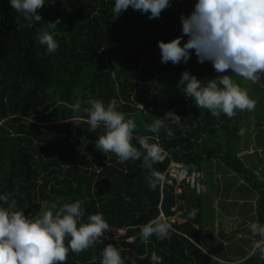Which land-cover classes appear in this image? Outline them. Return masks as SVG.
<instances>
[{"label":"trees","instance_id":"1","mask_svg":"<svg viewBox=\"0 0 264 264\" xmlns=\"http://www.w3.org/2000/svg\"><path fill=\"white\" fill-rule=\"evenodd\" d=\"M114 4L115 0H49L39 9L44 20L30 26L9 0H0V194L9 196L15 210L32 217L75 201L82 202L83 222L90 214L104 216L110 231L91 248L79 254L70 251L66 264H101V253L109 244L121 250L125 264H204L203 192L183 186L182 193L175 194L173 186L161 183L156 190L149 188L150 171L143 159L120 163L115 154L95 147L102 129L92 132L84 122L87 110L94 101L107 105L116 99L118 110L136 122V133L143 136H154L148 125L165 113L181 115L183 128L172 125L174 137L161 131L150 141L162 149L154 170L162 175L175 162L210 173L214 161L223 173L246 182L256 201L242 204V219L220 217L218 227L227 232L250 220L264 223V182L235 148L244 138L262 163L258 152L264 154V135L252 138L244 128L243 112L249 116L250 111L218 119L185 96L178 84L182 73L214 78L210 62L199 63L193 51L187 63H161L158 41L182 35L180 16L191 12L195 0H173L158 19L131 8L116 17ZM56 20L60 23L54 34L60 47L50 55L39 35ZM228 75L243 88L242 78ZM258 89V83L253 85L251 97L257 105L255 117L262 119L264 96H258ZM77 101L80 108L73 111ZM255 123L264 126V120ZM249 163L257 169L252 160ZM45 202L47 209L42 207ZM176 204L184 221L170 223L169 239L153 236L144 243L141 227L160 213L173 215ZM193 209L195 217L190 216ZM119 228L125 232L114 236L112 230ZM153 253L159 261L151 260ZM220 255L221 264H230L223 250ZM236 255L239 264H264L258 254L237 250Z\"/></svg>","mask_w":264,"mask_h":264},{"label":"clouds","instance_id":"2","mask_svg":"<svg viewBox=\"0 0 264 264\" xmlns=\"http://www.w3.org/2000/svg\"><path fill=\"white\" fill-rule=\"evenodd\" d=\"M47 3L49 0H9L10 6L21 13L30 26L44 20L39 9ZM172 3L173 0H115L113 11L118 17L131 8L149 19H158ZM180 20L182 35L158 41L161 63H187L194 51L198 62H210L216 73L214 78L205 80L184 71L178 84L185 96L191 98L196 107L208 110L218 119L222 114L233 118L238 111H254L255 100L228 73L252 83L264 75V0H195L191 12L181 14ZM59 23V20L51 21L50 30L39 35V43L46 46L50 55L60 47L54 34ZM118 107L117 100L112 99L107 105L94 101L88 108L84 122L92 132L102 129L95 147L104 154H115L120 163L143 159L144 167L150 171L148 186L156 190L165 180L154 170L161 161L162 149L150 141L161 131L174 137L172 125L182 129V116L174 111L165 113L148 125V131L154 136H143L137 135L136 122L126 118ZM79 108L77 101L73 111ZM69 120L81 124L79 120ZM239 135H244V129ZM42 207L47 209V203ZM196 212L193 209L190 216L195 217ZM84 216L82 202L75 201L32 217L25 211L15 210L14 202L9 203V196L0 194V264H66L70 251L79 254L100 242L110 231L102 214H90L86 222H83ZM172 231L168 220L157 217L141 227L140 237L144 243L153 236L165 240L170 238ZM250 231L258 237L253 254L264 260V223H252ZM101 264H125V259L120 249L109 244L101 253Z\"/></svg>","mask_w":264,"mask_h":264},{"label":"crops","instance_id":"3","mask_svg":"<svg viewBox=\"0 0 264 264\" xmlns=\"http://www.w3.org/2000/svg\"><path fill=\"white\" fill-rule=\"evenodd\" d=\"M235 148L237 150L238 156L241 153L245 156H249L247 157L249 162L250 160L253 161V158H255L256 163L254 161L253 163L256 165L257 163H260V160L253 154L254 149L251 144L246 145L245 143H239ZM259 156L262 157V163H264V154H259ZM210 166V179H208L207 182L203 181L200 222V228L202 230L203 236L201 249H204V246H206V252H208V248L210 247L212 252L215 251L213 253L214 255H220L221 250L228 254V249L231 248V245L237 239V236H232L236 233H241L242 228L236 229V231L233 233L232 231L227 232L223 229H219L218 221L221 216L228 219H242V204L247 202H255L256 196L252 195V188L240 178L235 177L233 173H223V171H221V169H219L215 163L213 166ZM236 182L237 184H235ZM239 182L243 183V185H239ZM233 200H236L239 203L230 204ZM244 211L245 208L243 209V212ZM211 239H214V241ZM241 239L242 238H240V240Z\"/></svg>","mask_w":264,"mask_h":264},{"label":"rangeland","instance_id":"4","mask_svg":"<svg viewBox=\"0 0 264 264\" xmlns=\"http://www.w3.org/2000/svg\"><path fill=\"white\" fill-rule=\"evenodd\" d=\"M257 83L259 84V89L256 90V93L258 94L259 97L262 98L264 96V79H262V80L259 79L255 83H252L250 81L243 80V88L248 91V93H249V95L251 97L252 87H253V85H255ZM256 98H257V96H256ZM252 99L254 100V98H252ZM248 115L249 116H247V114H245L243 112V116H245L244 118L246 120L245 121L244 128L249 133V136L252 137V138H254V136L257 135V134H263L264 135V126H260L259 127L255 123L256 121L261 122L262 120H264V115H263V118L262 119L260 117L258 119L257 117H255V115H256L255 110L254 111H250V113ZM240 143H245V139L242 138L241 141H240ZM254 144H257V142L255 141ZM251 145L253 146V144H251ZM259 154L262 155V152H259ZM242 155L243 154H241V153L239 154L240 158L242 160H244V162L246 163V165H248L251 169H253V171L256 173L257 177L264 182V176L262 175L263 168H264V163H261V162L260 163H257V166L258 167L256 169L247 160V157H249V156H245V155L242 156ZM253 161L256 163V159L255 158H253ZM213 164H214V161H212L211 165L213 166ZM208 174H209V172L206 170V168H203V181H206L207 182V180L209 178L208 177ZM235 184H237V182ZM239 185H243V183L239 182ZM233 203L237 204L239 202L236 201V200H233V201H231L230 204H233ZM252 223H254V221L253 220H250L247 225H245L244 227H242L241 233H236L235 235L232 236V237H234V236L236 237L237 236V239L231 245V248L228 249V254H226V256L228 257L227 260H228V262L230 264H239V263H237L238 262L237 260L240 257L237 256V255L235 256L237 250H245L249 254H252L253 253L254 242L256 241V238H255V236L250 231V225ZM225 231H226V228H225ZM240 238H242V239L240 240ZM132 239H133V237H129L127 240H132ZM211 240L214 241V239H211ZM226 241H228V240H226ZM203 244H204V242H203ZM206 248L207 247L204 246L205 252L207 251ZM214 252L215 251H213V252L211 251V248L210 247L208 248V252H206L207 258L205 259L204 264H221L222 263L223 260L221 259L220 255H218V254L217 255H214L213 254Z\"/></svg>","mask_w":264,"mask_h":264},{"label":"built area","instance_id":"5","mask_svg":"<svg viewBox=\"0 0 264 264\" xmlns=\"http://www.w3.org/2000/svg\"><path fill=\"white\" fill-rule=\"evenodd\" d=\"M162 175L165 177V180L161 183V185L167 184L173 186L176 194H180L182 192L183 186H187L190 189L195 190L197 193L201 192L202 184V173L197 169H189L187 167H172L165 170ZM174 212L173 215L167 217L163 213H160L159 217H162L168 220L169 223L175 222H183L184 218H182V211L177 209V204L171 208ZM125 232L124 229L119 228L117 230L113 229L112 233L114 236H119ZM108 238V236H106ZM151 260L159 261L160 258L156 254L151 255Z\"/></svg>","mask_w":264,"mask_h":264},{"label":"bare ground","instance_id":"6","mask_svg":"<svg viewBox=\"0 0 264 264\" xmlns=\"http://www.w3.org/2000/svg\"><path fill=\"white\" fill-rule=\"evenodd\" d=\"M162 159V158H161ZM172 167H184V165H182V164H180V163H175V162H170L169 163V165H168V167L166 168V170L167 169H169V168H172ZM197 170H199V169H197ZM201 171V170H200ZM201 173H202V179H201V184H202V180H203V172L201 171ZM190 189V188H189ZM175 190V189H174ZM183 190V189H182ZM193 190V189H192ZM195 191V190H194ZM196 192V191H195ZM203 192V184H202V189H201V192L200 193H202ZM182 193V192H181ZM180 193V194H181ZM197 193V192H196ZM176 194V193H175Z\"/></svg>","mask_w":264,"mask_h":264}]
</instances>
